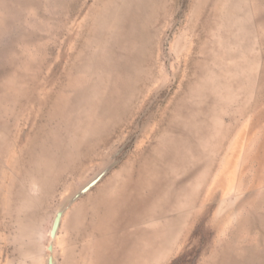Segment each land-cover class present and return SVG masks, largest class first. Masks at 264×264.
I'll list each match as a JSON object with an SVG mask.
<instances>
[{
  "label": "rangeland",
  "instance_id": "obj_1",
  "mask_svg": "<svg viewBox=\"0 0 264 264\" xmlns=\"http://www.w3.org/2000/svg\"><path fill=\"white\" fill-rule=\"evenodd\" d=\"M50 242L264 264V0H0V264Z\"/></svg>",
  "mask_w": 264,
  "mask_h": 264
},
{
  "label": "water",
  "instance_id": "obj_2",
  "mask_svg": "<svg viewBox=\"0 0 264 264\" xmlns=\"http://www.w3.org/2000/svg\"><path fill=\"white\" fill-rule=\"evenodd\" d=\"M102 175V174H101ZM98 176L95 180H93L90 184H88L83 190L82 192H84L85 190H87L90 186H92L100 177ZM60 221H61V211H59L56 216H55V219H54V222H53V225H52V228H51V232H50V235H51V238H54L56 233H57V230H58V227L60 225ZM49 257H48V264H56L55 260L53 259V255H52V242H50L49 244Z\"/></svg>",
  "mask_w": 264,
  "mask_h": 264
}]
</instances>
